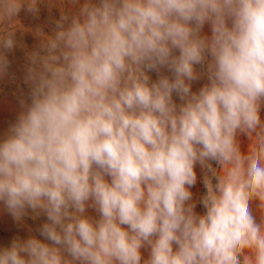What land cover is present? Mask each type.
Here are the masks:
<instances>
[{
	"label": "clouds",
	"instance_id": "clouds-1",
	"mask_svg": "<svg viewBox=\"0 0 264 264\" xmlns=\"http://www.w3.org/2000/svg\"><path fill=\"white\" fill-rule=\"evenodd\" d=\"M17 47L0 204L46 219L0 264H264V0H0Z\"/></svg>",
	"mask_w": 264,
	"mask_h": 264
},
{
	"label": "rangeland",
	"instance_id": "rangeland-1",
	"mask_svg": "<svg viewBox=\"0 0 264 264\" xmlns=\"http://www.w3.org/2000/svg\"><path fill=\"white\" fill-rule=\"evenodd\" d=\"M58 18V8L53 7L51 11H49L46 5L40 6V14L38 19L33 18L30 14H25L23 11L21 12V20L24 25L31 27L42 25L44 26V30L46 32L49 31L53 26V21ZM203 31L205 34L210 35V29L208 25H205ZM19 39L20 36L18 34V40ZM23 42L26 44L28 49H31L37 43L30 34L23 37ZM9 58L12 61L10 72H14L17 79L13 80L10 77L0 79V137H2L6 132L8 126L15 122L20 111L16 95L18 92V87H25L20 79L22 77V69L25 63V50L17 47L14 53L10 54ZM148 74L153 80L157 78L154 72H149ZM202 83L203 81L194 84L193 90H196L198 87H200ZM174 99L176 98L174 97ZM176 102L179 103L178 99H176ZM262 116H264V112H262ZM197 174L198 182L192 191L196 195H199L205 190L199 180V168H197ZM197 211L202 212V207L198 205ZM45 219L46 218L43 215H41L36 220H33L31 216H29L26 217L22 222H16L13 220L11 215L7 213L3 205L0 204V247L10 246L11 241L17 237L22 240H26L30 235L41 238L38 236L36 228L45 222ZM142 254L145 258L147 257V252H145L143 249Z\"/></svg>",
	"mask_w": 264,
	"mask_h": 264
}]
</instances>
